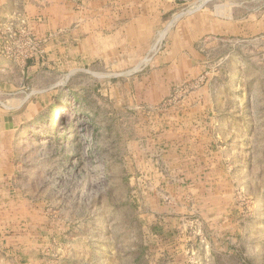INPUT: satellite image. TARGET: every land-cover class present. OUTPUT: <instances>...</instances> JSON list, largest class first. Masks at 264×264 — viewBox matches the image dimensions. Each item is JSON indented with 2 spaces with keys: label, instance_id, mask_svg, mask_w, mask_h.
<instances>
[{
  "label": "rangeland",
  "instance_id": "obj_1",
  "mask_svg": "<svg viewBox=\"0 0 264 264\" xmlns=\"http://www.w3.org/2000/svg\"><path fill=\"white\" fill-rule=\"evenodd\" d=\"M68 1V26L109 48L103 62L0 91V105L21 108L9 112L17 132L0 137V264H199L192 252L161 261L154 242L133 258L160 210L184 217L186 237L215 239V264H264V0H107L116 10L103 16H78L96 0ZM15 5L0 16V60L19 74L51 34L37 37ZM184 73L219 106L194 134L177 130L175 108L195 91Z\"/></svg>",
  "mask_w": 264,
  "mask_h": 264
},
{
  "label": "crops",
  "instance_id": "obj_2",
  "mask_svg": "<svg viewBox=\"0 0 264 264\" xmlns=\"http://www.w3.org/2000/svg\"><path fill=\"white\" fill-rule=\"evenodd\" d=\"M77 2L87 3V0H77ZM13 4H16L15 7H19L25 14L37 37L41 38L47 35L46 31L44 32L39 28L40 26L41 28H47V32H50L51 38L46 45H44L43 54L27 59L21 66L22 69L19 71V74L16 72V64L12 63L11 60H0V91H2V89L5 91L9 87L13 90H17V84H29L43 69H47L48 75L51 76V80H54L57 76L62 75V73L65 74L68 69L75 66L85 67L93 62L104 61V56L109 46L107 44L105 46L102 33H96V38L93 39L88 37L87 32H83L81 29L79 30V27L72 30L71 26H68L72 23H70L71 21L68 23L66 21L68 19L70 20L72 15H75L71 6L73 5L72 1L0 0V16L9 14L12 11L11 9H13ZM77 8L80 9L78 16H83V14L88 12H95L97 15L101 16L105 14L111 15L116 10L113 6L108 7L107 0H96L94 5H91L90 10L87 8L82 10V7L79 8V6H77ZM100 28L101 31H104V26H100ZM178 47L180 48V46ZM184 49L185 48L181 46V51L177 49L176 53L183 56ZM160 57L162 58V54ZM157 65L159 66L158 69L161 67L160 71L162 72V79L159 80V85L162 88L163 95L160 96V99H167L170 95L173 81L167 78L166 68L168 65L165 64L161 66L162 63H158ZM186 68L187 67L183 68L182 66V71L184 72ZM185 75L184 73V76L182 78L180 77L181 80H179L178 83L183 84L195 81V86L193 85L195 91H192L183 103L175 108V115H177V130L182 133L192 132V134H194L193 132L197 130V125H200L197 121L198 118L217 114L216 111L219 110V106L217 103L213 105L215 95H213L211 91L201 89L200 83L197 80L198 77L194 78L195 76H192V78L186 79ZM69 78L70 77H68V79ZM7 109L8 107L3 106L1 103L0 137H6L9 133L17 132V129H11L9 126V112H17L19 109L21 110V108H16L12 111H8ZM188 121H190V124L185 125ZM212 129L215 131L217 129L216 125H212ZM185 135L187 136L188 134L179 135L177 138H183ZM196 137L199 138L198 135H196ZM162 213L163 211L161 210L156 212L155 215L157 217H155L153 221H150L149 226L144 223L145 225L143 228L147 230V239L145 240L144 246L140 247L139 255L133 258L141 259L143 253H146V257L147 255H151L154 252L151 243L154 242L157 243V248H154V250L161 261H165L166 256L169 254L173 255L172 257H174L175 260L180 261L184 253L187 255V252H192V254L199 257V264H204V256L209 259V263L212 260V264H215L217 254H219L217 249L213 247V244L216 243L215 239L212 242L210 236L208 239L204 240L201 237L199 239L196 237H186L184 228H187L189 223H185L184 217H166L165 215L163 216ZM205 222H207L210 228L217 225V221L205 220ZM197 224L200 225L199 222H197ZM223 224L225 227H229L230 224L232 226V223L228 222V220ZM148 228L150 230H148ZM188 241H192L193 245H196L197 248L192 247L191 250L185 251ZM232 241V237L224 234L223 245L225 249H223V252L225 255L232 254ZM171 243H174V245ZM205 243L208 247L204 251L202 249V244ZM173 246H175L174 250L171 248ZM135 251L134 249L133 252L135 253ZM0 257H2V255H0Z\"/></svg>",
  "mask_w": 264,
  "mask_h": 264
},
{
  "label": "bare ground",
  "instance_id": "obj_3",
  "mask_svg": "<svg viewBox=\"0 0 264 264\" xmlns=\"http://www.w3.org/2000/svg\"><path fill=\"white\" fill-rule=\"evenodd\" d=\"M62 108V107H61Z\"/></svg>",
  "mask_w": 264,
  "mask_h": 264
}]
</instances>
